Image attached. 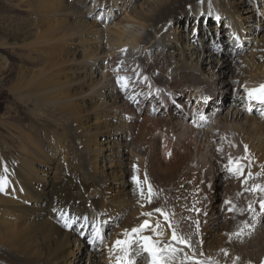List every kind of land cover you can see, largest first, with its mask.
<instances>
[{"label":"bare ground","instance_id":"obj_1","mask_svg":"<svg viewBox=\"0 0 264 264\" xmlns=\"http://www.w3.org/2000/svg\"><path fill=\"white\" fill-rule=\"evenodd\" d=\"M132 1L70 0L67 3L66 0H26L23 3L34 12V16H39V21H28V28L32 32L27 33L23 44L18 48L26 53L20 59L26 69H20L10 90L20 103L32 107L30 111L33 119L41 120L44 124L42 127H29L28 131L24 127L8 125L18 135L23 134L24 140L19 136L23 150L21 170L15 169L14 178H7L6 187L10 189L14 186V194L21 199H35L40 202L38 204L46 206L34 208L24 202L0 199V204L5 206L0 210V260L5 259L11 264L80 262L82 254L79 251L83 241L80 236L71 237L70 232L62 230L59 225L69 218L78 217L83 224L91 219L92 225L97 224L98 232L102 213L113 212L108 209L109 206H103L105 197L112 199V205L116 208L125 206L129 190L125 188L127 182L123 177L126 156L122 147L123 141L129 140V146L135 154L140 155L142 150L145 152L155 179H167L168 182L179 179V186L192 187L193 195L190 193L187 198L188 205L185 206L184 201L181 207L178 206L180 212L173 209L164 216L170 224L168 223L160 237L172 238V233L175 232L188 242L184 245L173 239L170 242L162 241L164 248L170 245L178 249L169 264L258 263L257 260L264 254V227L261 226L264 223L258 219V209L261 208L259 198L264 197V191L257 188H264V110L260 112L264 105L252 106L249 103V107L244 110L240 108L236 96L231 101L230 117L224 116L223 120H218L219 114L213 113L212 107L218 104L220 98L207 102L203 100V96L208 94L203 85L209 83L203 77L208 75L213 79L211 85L221 94L225 87L231 88L233 93L236 91L237 83L233 82V78L237 79V76L233 75L230 68L216 66L212 58L204 59L200 65L195 63L177 70L176 67L182 61L185 60V65L189 61L186 60L185 50L174 43L166 45L159 41L152 44L159 32L165 33L162 37L174 35L172 39H178L180 31L167 30L169 19L177 6L188 1L191 3V0ZM106 2H111L112 6L122 2L126 7L133 6V9L123 25L118 23L111 33L109 30L106 32V46L102 49L99 46L103 35L102 25L95 23L96 19L93 22L86 20V14L81 8H86L89 3L92 8L96 4L106 5ZM210 2L214 13L219 10L230 19L242 17L237 10V2L229 3L233 7L231 9L219 7L217 0ZM249 17L251 16L245 15L242 19ZM236 26L231 30L240 34L242 26ZM31 36L34 41L28 42ZM7 44L4 40L0 46L6 47ZM146 45H150L147 50L144 48ZM260 48L264 49V46ZM105 54V66L92 62ZM78 55L79 61L84 65H78ZM259 58H264V54L259 53ZM5 64V61L0 60V71L6 68ZM35 64L38 65L37 69L29 67ZM97 68L102 71L99 80L94 79ZM244 73L245 76L239 79L238 88L241 89L240 94L248 98V90L264 84V63L258 66V62L253 60L252 66L246 68ZM174 87H183L192 94L185 92L179 97L176 94L171 97L169 91ZM175 96L180 106L178 109H172L169 104L171 99L176 100ZM191 96L194 98L193 105ZM221 96L224 97L223 94ZM145 103L146 107L142 108ZM135 104H139L136 108L139 115L135 112ZM259 114L263 117L262 123L258 120L261 117L257 118ZM206 115L213 116L210 118H215L216 123L211 124L209 132L204 131L207 130L206 123L199 122ZM118 124L127 128L124 134L117 130ZM225 139L226 150L221 151L218 147ZM107 145L114 148L109 155L103 153ZM57 152L65 166L77 172L79 179L62 177L59 181L45 185L42 189L44 196L40 197L41 193L34 196L37 194L33 187L34 178L37 177L34 163L43 159L45 162L50 159L49 153ZM69 152L73 155L72 160ZM230 160L239 162L243 169L241 175L228 171ZM104 163L111 164L112 169H107ZM231 167L235 168L236 164L233 163ZM217 177L231 182L229 188L225 189L232 196L230 200L225 197L226 208L224 207V215L219 224H215L216 214L212 212V200L201 201V194L198 193H208L206 187L214 190ZM241 186H248L249 194L253 195L252 202L245 201L246 193L242 192ZM152 196L149 190L145 192V204L142 208L144 213L138 218H131L132 222L127 220L123 227L124 233L117 230L113 233V238L111 236L110 249L104 251L108 252L113 261L118 260L117 264H132L140 258L137 256L141 252L140 248L143 249L145 237L142 231L134 233L132 229H140L144 220L151 223L154 216L163 215L150 206L155 198ZM248 206L251 207L250 210ZM251 214L255 219L246 235H235L243 230V223ZM216 226L215 238L211 247L207 246L209 251L205 255L204 233ZM117 241L122 243L117 244ZM257 251L258 255L253 258ZM145 254V263L151 264V256L148 252ZM90 257L93 263L96 262ZM210 258L216 262L210 261Z\"/></svg>","mask_w":264,"mask_h":264},{"label":"rangeland","instance_id":"obj_2","mask_svg":"<svg viewBox=\"0 0 264 264\" xmlns=\"http://www.w3.org/2000/svg\"><path fill=\"white\" fill-rule=\"evenodd\" d=\"M25 1L24 0H0V43L3 42L4 40L7 41L8 43L6 47L0 46V60L2 62L5 61L7 63L5 64L6 68H2L0 71V187L3 188V191H0V199L6 198L9 200H13V202L15 203L24 202L26 203V205L34 207V208H40V207L45 208L46 204L40 205L38 204L40 202L35 199H30L28 201L25 199L26 200L25 201L24 199L17 197L16 194H14L15 193L14 186L13 188H10V189H7L6 187L7 178L9 179L14 178L15 169L16 171L20 169L22 159H23V153H22L23 150L21 149L22 141L20 137L22 138V140H24L23 134L18 135V133L15 130L14 131L11 130L8 125L13 124L19 127H24L26 129L25 131H28L27 128L29 127H33V128H35V126L42 127L44 124L43 121L41 122V120L39 121L36 118H35L36 120L35 121L33 119L34 116H32V112L30 111L32 107L22 102L20 103L16 99V95L14 96L10 90L12 87L11 84L13 85L16 79L18 78L20 69L21 68L26 69L25 65H23V62L20 61V59H22L24 55H26V53L23 51H19L18 48L23 44V39L25 38L27 33L32 32V30L28 28V21H39V16H36V15L34 16L33 14L34 12H32L31 9L23 5ZM66 1L67 3H70V0H66ZM217 1H218L217 3L219 7H224V8H229V9L233 8L232 5L229 4L231 1L237 2L239 5L237 10L240 11V14H242L241 15L242 17L238 16V17L230 19L229 16L223 13L222 11L217 10V12L214 13V11L211 9L212 3L210 2V0H191V3H189L188 1V3L186 4L184 3L183 5L177 6V9L175 10L172 18L169 19L167 30L168 31L169 30L180 31L178 33V39L174 41L172 39L173 38L172 36L174 35H172L171 37L170 36L162 37V36H165V33L163 34L162 32H159L157 37L153 39L152 44L159 42V41L166 45L174 43L178 48L185 50L186 60L187 61L189 60V61L187 62L186 65L184 64L185 60L182 61V63L178 65L179 67L178 66L176 67L177 70L179 69L181 70V68H184L186 66L187 67L193 66L195 63H198V65H200L201 62L206 58H212L215 65L218 67L220 66L222 68H228V69L230 68V71L233 72V75L237 76V79L233 78V82L235 81L234 83H237L238 85V86L236 85V91H234V93L232 92L231 88L225 87L222 89L223 91H221V94L219 93L220 94L219 95L218 91L215 90L216 89L215 86L211 85L213 84V79L211 80L208 77V75H206L207 77L205 76V78L203 77L204 81L208 80L210 83V84L207 83V85H203L208 90V94H205L203 96V100L207 102L213 99L220 98V101L218 102V104L213 103L214 105L212 109H213V113L219 114L217 116V119L223 120L224 116H227L228 118L230 117L231 115L230 111L232 110L231 101L236 96H237L236 100H238L240 108L242 107L244 110H246L245 108L249 107V103L252 104V106L253 104L262 105V106L264 105V104L259 103L256 100L250 101L248 98L243 97L240 94L241 89L239 90L238 88L239 81H240L239 79L245 76L244 71L249 66H252L253 60H256L258 62V66H261L264 63V58H259V53L264 54V49L260 48L264 46L263 44L264 43V0H217ZM133 2H135V0H133L132 3ZM225 4H228V5H225ZM128 7L129 5L126 7L125 5L122 4V2H117V4H114V6H112L111 2H106V5L96 4L92 8L89 3L86 8H81V11H84V13L86 14L85 17H84V14L82 15V17H84L86 20H89L90 22H93L96 19L95 23H97L98 25L99 24L102 25L101 31H103L102 32L103 35H102V39L99 40V46H101L102 49H104L106 46V39L104 38L106 36V32L109 30L108 32L111 33L115 29L114 26H116L118 23L123 25L126 19L130 16L133 6L129 8ZM248 9H251L253 11L252 12L247 11ZM245 15H249L251 17H249V19L246 18L244 20L242 18ZM232 25L233 26L237 25L236 27L242 26L241 33L239 34L237 32H233L231 30V28L233 27ZM29 39H28V42L34 41V37L32 38V36ZM150 45H146L144 48L147 50L150 48ZM206 53H208L209 55L206 56ZM76 59H78V62H77L78 65H84L82 64L81 61H79L80 55H78ZM105 59H107L106 54L100 56L99 59H97L96 61H92V62H94L96 65L102 64V66H105V63H106ZM248 63H249V66H248ZM29 67L35 70L38 68V65L37 64L29 65ZM96 73L97 74L94 76V79L99 80L100 75L102 74L101 69L97 68ZM183 87H174L172 90L169 91L171 92L170 96L172 97V95L176 94L179 97V95L181 96L185 94V92H189L190 95L192 94L191 91H188V89H184ZM189 90H192V89L190 88ZM222 94L224 96L223 98H221ZM175 98L176 100L171 99L169 101V104L172 109L173 108L178 109L180 107L178 105L179 102L177 101L178 98L176 96ZM243 98H245V100ZM190 100L191 101L194 100L193 96L190 97ZM247 102H248V105L246 104ZM193 103L194 101L192 102V105ZM146 104L147 103H145L141 107L145 108ZM137 107H139V104L134 105L135 112H137L136 110ZM262 110L264 109H260V112H263ZM236 111H238V109ZM136 114H138V112ZM259 115L260 116H258L257 118L261 117L258 120H260V123H262L264 116L262 117L261 114ZM210 117L212 118L213 116L206 115L205 117H203V119L200 118L199 122L206 123L205 129L207 130H204V131L209 132L210 130L209 128L211 124H216L214 120L215 118H213L212 120ZM117 130L121 134H124L127 131V128L118 124ZM128 141L129 140L127 141L124 140L123 147H122L125 152V156H126L125 166L123 167L125 170V175L123 177L125 178L124 180L127 182L126 183L127 185L125 186V188L129 190L128 191L129 192L128 201L127 203H125V206L123 205V207L116 208L115 206L112 205L113 204L112 199L105 197L106 201L103 200V204H104L103 206H106V207L109 206L108 209L112 210L113 212L112 214L107 213V212L102 213L98 232H96L97 224L92 225L91 219H89L88 221H86L85 224H83L81 222V219L78 217L69 218V219H66L63 224L61 223V225H59V227L62 230L66 229L68 233L70 232L71 237L76 238L77 236H80L81 240L84 243L82 244L81 249L79 251L82 254L81 256L82 260L80 262H77V264H96V263L98 264H110V263L117 264L118 263V260L113 261L112 258L107 254L108 252L104 250L110 249V242L114 236L113 235L114 232L118 230V232L124 233L123 227L125 226V222L127 220H130L131 218H136V217L138 218L141 213L142 214L144 213L142 209L143 205L145 204L144 195H145V192L149 190L148 189L149 187H151V192L153 191L151 193L153 195L152 198L155 197L153 201L150 202V206L151 207L153 206L152 209L154 208V210L161 209L163 215L161 214L162 216H158V217L154 216V218L152 219V222L151 223L148 222V226L142 230V235L150 239L149 240L150 244L155 245L157 248L165 249L162 241L164 242H170V240L172 241V238H170V236H165L163 237L164 239L160 237L162 233L164 234L165 228L167 227L169 223L164 218L165 213L173 209L180 212L179 208L182 206L184 201L186 202L185 206L188 205L187 198L190 196V193H191V188H192L191 185L184 186L183 188L179 186V184H177L179 182L178 181L179 179H174L169 182L167 181V179H165V181L164 179H155V177H153V171L150 169V164L145 158V154H144L145 152L142 150L140 155L135 154L134 151L131 150V147L129 146ZM225 141L227 142L226 139L220 142L221 146L219 145L218 147L219 150L221 151L226 150ZM107 146H108L107 149L103 151L105 155L106 154L109 155L111 153L110 150L114 149L112 146H109V145ZM66 151L68 152V148L66 149ZM45 152H47V150H45ZM69 153L71 154V152ZM234 154L237 155L236 152H234ZM48 156L50 158L49 160L44 162L43 161L44 159H43L42 161H37L34 163V168L37 172V177H35L33 181L34 190L37 192V194H34V196L39 195L40 193H41L40 197L44 196L43 195L44 190L42 189L45 188V185L51 182L59 181L62 177L63 178L72 177V178L79 179V176L76 174L77 172L75 170H72L71 167L67 168L65 166V164L63 163L62 157L58 152L56 154L49 153ZM69 157H72L70 158L71 160L73 159L72 154L69 155ZM104 165L107 166V169L109 168L112 169L113 167V166H110L111 164L109 163H104ZM147 174H149V176ZM217 178L214 181L215 182L214 190H211L206 187L205 190H209L208 193L206 192L207 195L203 193L202 191L198 192L199 195L201 194V197L203 198V199L201 198V201L207 202L208 200H212L211 201V204L213 205L212 212L216 214L215 224H219L221 221V218L224 215L223 211L226 208V202H224V200L226 198H228L229 200L232 199V196L230 197L227 192V189H225V188H229V185L231 184V182L229 180L227 181L224 180L222 177L221 178L217 177ZM76 181L78 183L80 182L79 180H76ZM172 183H174V186L176 188L173 186ZM166 187L168 189H166ZM243 187L241 189L243 190L245 189L246 191L245 192L242 190L244 194L246 193L244 196L245 201H247V203L249 201L252 202L253 195L252 193L249 194L250 189H248V186L246 187L243 186ZM191 195L193 194L191 193ZM259 199H260L259 200L260 202L264 201V197L259 198ZM168 204L170 207L168 206ZM111 206H113V209ZM138 206L139 207L141 206V208H139ZM178 206L180 207L178 208ZM0 207H1L0 210H3V207L5 206L0 204ZM106 207H104V209H106ZM256 208H259V207H256ZM248 209L250 210L251 207L248 206ZM126 210L128 213L126 212ZM258 210L260 211L258 213L260 216L258 217V219L260 222L264 223V210H262L261 208ZM253 213L255 212L253 211ZM252 214L249 215L250 217L248 216L245 219L246 222L244 221L243 224L247 227L244 226L242 228L243 229L242 234L246 235V232L249 230V228L252 227L253 220L255 219V217H253ZM128 215H130V217ZM132 221L130 220V222ZM145 221H148V220H144L140 224V226L144 224ZM157 224H159V228L156 229ZM261 226L263 228L264 224H262ZM216 229H217V226L216 228H209L204 233L205 235L204 240H205V246H206L204 250L206 253L205 255H207L209 251L207 249L211 247L212 245L211 243L213 242L215 238L214 235L216 233ZM1 231L2 230L0 228V236L2 235ZM145 231L147 232L145 233ZM73 246H75V244ZM0 249H2V247H0ZM140 251L141 252L137 256V257L140 256V258L136 259L135 262H132V264H146L145 263L146 256H144L146 251H144V248L143 249L140 248ZM257 255H258V251L254 252L253 258H256ZM90 256H92L93 259L96 260V262L93 263L91 261ZM98 256L100 257V259ZM106 256H109V258ZM263 258H264V254L260 256L259 260H257L258 263H254V264H260ZM210 261L214 263L216 262V260H213L212 258H210ZM0 264H11V263L6 261L5 259L4 260L2 259L0 260Z\"/></svg>","mask_w":264,"mask_h":264},{"label":"snow or ice","instance_id":"obj_3","mask_svg":"<svg viewBox=\"0 0 264 264\" xmlns=\"http://www.w3.org/2000/svg\"><path fill=\"white\" fill-rule=\"evenodd\" d=\"M120 79V78H118ZM248 99L250 101L256 100L261 104H264V84H261L258 88H254L247 91ZM203 119V117H201ZM245 151H247V146H245ZM235 163L236 167L233 168L231 165ZM228 171L233 172V174L239 176L243 173V169L239 166V162H233L230 160L229 162ZM257 188L260 191H264V188ZM0 191H3V188L0 187ZM149 192L151 194V187H149ZM261 209L264 210V201L260 202ZM231 210V209H230ZM157 212H161V209H156ZM150 215V214H149ZM167 219V217H165ZM148 226V221H145L144 224L140 226V229H132V232H138L142 231L144 228ZM156 228H159V224L156 225ZM155 230V229H154ZM241 232L236 233L235 235L240 236L242 234ZM172 239L176 241L179 244L187 245V241L179 237L175 232L172 233ZM122 243L121 241H117V244ZM143 248L144 251L148 252L151 256V264H169L170 260H173L175 258V253L178 251V249L172 248L170 245L167 246L165 249L157 248L155 245L149 243V239L147 237L143 238ZM187 259V258H186Z\"/></svg>","mask_w":264,"mask_h":264},{"label":"water","instance_id":"obj_4","mask_svg":"<svg viewBox=\"0 0 264 264\" xmlns=\"http://www.w3.org/2000/svg\"><path fill=\"white\" fill-rule=\"evenodd\" d=\"M261 264H264V259H263V261L261 262Z\"/></svg>","mask_w":264,"mask_h":264}]
</instances>
